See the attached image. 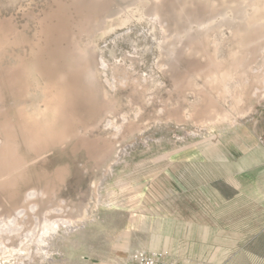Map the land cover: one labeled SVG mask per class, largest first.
<instances>
[{
  "label": "rangeland",
  "instance_id": "obj_1",
  "mask_svg": "<svg viewBox=\"0 0 264 264\" xmlns=\"http://www.w3.org/2000/svg\"><path fill=\"white\" fill-rule=\"evenodd\" d=\"M1 124L0 264H264V0H0Z\"/></svg>",
  "mask_w": 264,
  "mask_h": 264
},
{
  "label": "bare ground",
  "instance_id": "obj_2",
  "mask_svg": "<svg viewBox=\"0 0 264 264\" xmlns=\"http://www.w3.org/2000/svg\"><path fill=\"white\" fill-rule=\"evenodd\" d=\"M90 70H91L90 68H87L85 71L86 72L89 71V74H91ZM22 144L23 143H21L19 141L18 137H15V135H12L8 131V127L7 126H5L3 124L0 125V175L2 176V173L4 175L5 171H6V173H7V171L9 173L10 170L12 171L14 169H16V170L20 169V171H18V174H16L15 178L13 177L9 181H8L7 178H6V180H4V182L8 181V182H5L4 184L8 188H10L12 190V192L15 195L16 198H18V197H20L22 195V191H23V186L22 185L26 182L25 179L30 178V177L32 178V174L29 173L28 171H21L23 169L24 162H26L25 157H24V152H23V149H22V147H23ZM2 177H5V175L2 176ZM36 196H37V193H35V192L30 193L28 195V201H30L31 199H34ZM30 210L31 211H29L27 209H22L21 211H19L16 214V216L11 217L9 220H7L5 218L6 221L2 222L3 227L0 226V236L6 235L8 237H12V236L15 235V233H16L15 231H18V230L20 231V229H21L20 224L24 220H26L30 216H32L31 213L32 214H37L38 206L33 205ZM56 213L60 215L61 210H57ZM35 218H36V220L38 222L39 221V217L36 216ZM54 218L49 212L47 213V217L44 218V224H43L42 232H41L42 235L40 236V239L37 240L38 242H40V243L44 242V237L43 236H45V234L49 230H51V231L53 230V232L56 233V232L59 231V229L61 227H64V228H67V229H70L72 227V222L70 220H67V219H64V218H59V219H57V218L54 219ZM39 223L40 222H38V225H39ZM39 229H40L39 226H37V228H36L34 233H36L37 231H40ZM30 231H31L30 232V234H31L33 229L30 230ZM27 235H29V234H27ZM9 242H10V239H8L6 242H4L2 240V242H0V249L4 250V251L9 249V247H8ZM155 253H157V252H155Z\"/></svg>",
  "mask_w": 264,
  "mask_h": 264
},
{
  "label": "built area",
  "instance_id": "obj_3",
  "mask_svg": "<svg viewBox=\"0 0 264 264\" xmlns=\"http://www.w3.org/2000/svg\"><path fill=\"white\" fill-rule=\"evenodd\" d=\"M132 264H184L179 261H171L167 252H138Z\"/></svg>",
  "mask_w": 264,
  "mask_h": 264
}]
</instances>
